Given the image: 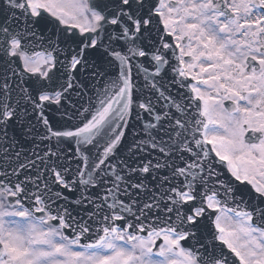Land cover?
I'll return each instance as SVG.
<instances>
[{"label":"snow or ice","instance_id":"obj_1","mask_svg":"<svg viewBox=\"0 0 264 264\" xmlns=\"http://www.w3.org/2000/svg\"><path fill=\"white\" fill-rule=\"evenodd\" d=\"M0 264H264V0H0Z\"/></svg>","mask_w":264,"mask_h":264}]
</instances>
